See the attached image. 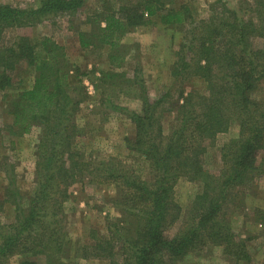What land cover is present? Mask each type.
Wrapping results in <instances>:
<instances>
[{
    "label": "trees",
    "instance_id": "16d2710c",
    "mask_svg": "<svg viewBox=\"0 0 264 264\" xmlns=\"http://www.w3.org/2000/svg\"><path fill=\"white\" fill-rule=\"evenodd\" d=\"M85 1L41 0L32 8L0 3V97L14 85L17 66H33L36 71L32 85L9 101L12 123L4 129L18 138L36 124L43 127L36 145L32 192L25 196L13 183L12 193L0 199V211L8 202L15 207L13 221L0 226V259L18 254L20 264H76L64 226L68 189L85 170L94 169L101 183L115 185L119 216L107 222V236L95 234L93 244L80 246L79 258L105 259L109 264H172L218 246L228 262L248 263L250 252L232 230L229 210L245 201L254 173H264L257 163L258 152L264 151V95L252 97L264 81V0L236 8L216 0L210 16L198 20L186 4L174 7L167 0H120L103 16L93 15L87 22L93 27L78 32L79 42L82 47L108 46L110 71L122 68L130 51L138 49V42L127 43L125 36L152 23V17L159 15L163 25L185 28V42L171 74L182 81L191 68L192 77L205 81L206 92L185 96L183 89L179 92L165 134L163 96L168 93L150 102L144 80L135 76L131 83L139 85L142 109L130 115L125 108L123 112L135 123V136L127 141V148L137 157V167L109 158L92 169L75 148L79 134L75 116L85 98L73 96L75 88L68 82L71 64L63 46L47 35L34 42L28 35L7 33L72 14ZM257 38L262 40L260 46L255 45ZM36 45L45 53L40 59ZM106 73L102 72V80ZM233 118L239 123V135L220 148L222 167L214 174L205 168L204 157ZM140 163L145 170L138 167ZM183 176L202 183V190L170 236L167 228L181 216L174 187Z\"/></svg>",
    "mask_w": 264,
    "mask_h": 264
},
{
    "label": "rangeland",
    "instance_id": "374dc122",
    "mask_svg": "<svg viewBox=\"0 0 264 264\" xmlns=\"http://www.w3.org/2000/svg\"><path fill=\"white\" fill-rule=\"evenodd\" d=\"M41 0H0L14 6L32 8ZM216 0H167L170 6L186 4L194 20L208 18L211 5ZM226 8L247 6L254 0H220ZM120 0H86L72 14H60L48 17L33 27H17L8 29L10 36L28 35L34 42L42 36H50L62 45L71 72L68 82L74 86L73 96L84 97L75 116L78 135L75 148L82 154L85 163L93 164L114 158L126 166L136 168L137 157L128 153L127 141L135 136V123L126 115L127 112L140 113L142 102L139 85H132L136 77L142 78L147 89L146 96L150 102L163 96L166 102L162 112V125L165 134L169 132L170 123L174 118L178 94L206 92V83L200 77H192V70L187 69L186 78L177 80L171 74L177 59L176 53L185 42V28L175 25H163L159 15L151 18L152 23L140 26L127 34L124 41L138 42V49L130 51L125 64L118 70L110 71L108 61L109 47H82L78 32L90 30L93 24L87 25L93 15L103 16L110 9L118 7ZM262 40L257 38L256 46ZM45 56L44 50L36 45V59ZM191 54L188 58H191ZM196 59V57L194 58ZM189 61V60H187ZM189 61V63H191ZM102 72H107L102 80ZM36 71L33 66L19 65L13 71L14 85L1 93L0 97V199L4 194L12 193V184L21 194L28 196L35 186L36 145L42 132V125L36 124L31 131L21 137H13L4 126L12 123V115L8 112V103L17 93L33 83ZM192 77V78H191ZM191 78V79H189ZM189 79V80H188ZM181 94V95H182ZM182 95V96H183ZM264 95V81L258 91L252 93L253 98ZM171 108L168 111L166 108ZM126 110V114L123 109ZM239 135V123L231 119L228 128L217 135L209 147L204 166L217 174L222 167L220 148L228 140ZM13 140V141H12ZM12 141V143H11ZM257 163L264 171V151L258 152ZM141 170L145 165L138 164ZM92 172V173H91ZM202 183L193 181L188 176L180 177L174 187V197L181 206L180 218L167 228L172 236L185 219V213L193 197L201 192ZM68 191L66 201V218L64 226L70 240V256L76 264H109L108 260L97 258H79L80 246L93 244V235L107 236V222L113 221L118 215L114 205L116 187L112 183H101L94 173L88 169L80 179L73 183ZM245 201L236 202L229 210L231 228L246 243L251 259L248 263L228 262L218 246H210L200 253H190L172 264H264V173H254V179L246 189ZM117 210V211H116ZM15 207L11 202L5 203L0 211V226L13 221ZM116 216V217H115ZM22 256L15 254L0 259V264H20Z\"/></svg>",
    "mask_w": 264,
    "mask_h": 264
},
{
    "label": "crops",
    "instance_id": "0c3cea01",
    "mask_svg": "<svg viewBox=\"0 0 264 264\" xmlns=\"http://www.w3.org/2000/svg\"><path fill=\"white\" fill-rule=\"evenodd\" d=\"M160 23H161V22H160ZM107 59H108V58H107ZM35 161H36V160H35ZM143 165H144V164H143ZM116 211H117V210H116ZM117 213H118V215H116V216L118 217V216H119V212L117 211ZM116 216H115V217H116Z\"/></svg>",
    "mask_w": 264,
    "mask_h": 264
}]
</instances>
